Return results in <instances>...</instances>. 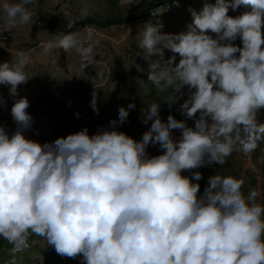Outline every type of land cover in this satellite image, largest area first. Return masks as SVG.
<instances>
[{"label":"clouds","instance_id":"obj_1","mask_svg":"<svg viewBox=\"0 0 264 264\" xmlns=\"http://www.w3.org/2000/svg\"><path fill=\"white\" fill-rule=\"evenodd\" d=\"M32 3L2 5L9 30L32 20L26 7ZM241 5L249 10L228 15ZM190 12L192 22L177 34L163 33L160 21L146 23L138 47L147 80L167 94L170 106L189 90L179 110L194 127L173 115L164 122L153 102L143 120L151 127L137 141L116 130L135 108L130 103L119 108L109 129L89 135L85 127L40 144L24 135L33 122L28 100L13 104L17 130L9 136L0 126V237L13 245L9 264H16L15 254L29 247L32 234L62 257L82 256L86 264H264L259 193L252 189L245 196L244 180L217 174L198 195L200 185L192 180L202 174L182 175L223 165L234 151L252 153L264 141V123L257 119L264 109V0H215ZM237 38L242 47L232 43ZM88 39L84 46L78 32H61L41 47L45 54L75 50L84 71L94 65L100 43L91 34ZM165 50L174 55L165 59ZM28 63L20 52L15 65L0 64V85L15 93L29 79ZM91 107L98 114L96 93ZM173 130H180L179 140ZM150 143H158L162 154L147 158Z\"/></svg>","mask_w":264,"mask_h":264},{"label":"rangeland","instance_id":"obj_2","mask_svg":"<svg viewBox=\"0 0 264 264\" xmlns=\"http://www.w3.org/2000/svg\"><path fill=\"white\" fill-rule=\"evenodd\" d=\"M145 1L148 0H33L32 4L26 6L33 14L32 20L9 30L2 5L20 3L21 0H0V42L5 45L0 47V64L8 62L10 66L15 65L20 52L29 60L24 69L29 79L17 86L15 93L10 90V85H0V97L3 98V103H0V126L4 127L9 136L18 128L11 115V108L21 98L28 100L29 107L26 111L33 119L24 135L40 144L66 138L85 127L89 135L98 130L109 129L111 114L118 113L124 104L135 103L137 97L147 98L152 94L161 98L168 108L179 110L187 99L189 90L183 89V96L177 94L170 106L167 94L158 91L147 80L148 64L143 59V50L138 47L141 33L146 23L157 21L163 23V33L177 34L186 31L187 25L192 22L190 9L200 11L204 3L214 4L215 0L178 1L168 7L155 9L148 21L143 23L126 21L105 29L94 26L77 29L79 22L85 18L100 20L116 14L130 18L138 14ZM246 10L249 9H245L243 5L235 11L230 8L228 15L237 17ZM43 17H51L57 21L60 31L56 33L51 25L42 21ZM77 17L80 18L79 21L72 29H68L67 23ZM71 31L79 33L84 46L90 43L89 34L93 41H100L94 48V65H88L84 71L80 70L81 57L75 50L66 53L62 49H53L45 54L41 47L43 43L53 39L54 35ZM208 34L215 38L214 33ZM232 43L242 47L240 38ZM172 55L174 54L170 50H165V59ZM175 55L178 63L180 57ZM93 93L97 96L98 114L91 107ZM257 119L259 123H264V109L260 110ZM150 127L151 125L135 126L132 138L140 141ZM163 151L158 143H150L146 148V157L160 155ZM233 153L235 167L229 176L244 180L242 191L245 196L255 189L259 193L256 203L264 205L261 160L254 159L253 152L247 155L239 151ZM201 167L183 171L182 175L191 177ZM192 183L197 181L193 179ZM202 194L199 190L198 195ZM39 242L47 249V254L39 251L34 253L29 264H54L52 256L57 254L54 247L48 245L43 237ZM74 259L80 264H86L82 256Z\"/></svg>","mask_w":264,"mask_h":264},{"label":"trees","instance_id":"obj_3","mask_svg":"<svg viewBox=\"0 0 264 264\" xmlns=\"http://www.w3.org/2000/svg\"><path fill=\"white\" fill-rule=\"evenodd\" d=\"M178 1L184 0H148L141 5L138 14L130 18H126L123 15L117 14L100 20L95 18H85L79 22L77 29H81L87 26H94L100 29H105L112 26L121 25L126 21H138L143 23L148 21L151 12H153L155 9L168 7ZM42 21L51 25L55 29L56 33L60 31L61 27L59 23L51 17H43ZM134 102L135 108L129 109V115L127 120L123 124L118 123L116 125L117 131L124 132L130 137L135 134V126L142 125L144 127H147L151 125L152 121H149L148 124H144L143 120L144 113L147 111V107L153 102L160 104L159 115L164 122H167V118L169 115H173L174 118H176L177 120H184L187 126L194 127V120L186 118L184 115L181 114L180 110L168 108L162 102L161 98L155 97L152 94H150L147 98L137 97V100H135ZM127 106L128 104H124L122 107L127 108ZM111 119L118 121V113L111 114ZM172 135L174 139L179 140L181 132L180 130H173ZM253 156L254 159L261 160L260 167L264 179V141H261L259 143L258 148L253 152ZM234 161V153H232L226 158V162L223 165L212 163L202 166L199 171L202 174V178L197 181V183L200 185V191L204 192L205 187L208 186V181L210 177L215 176L217 174L221 176H229L230 173L234 171ZM40 238V236L34 234L29 236V247L24 251L15 254L16 264H29L31 262L32 255L38 251L47 254V249L44 248L39 242ZM12 247V244L0 237V264H9V261L13 259L11 253ZM52 259L54 261V264H80L73 258L62 257L59 254L52 256Z\"/></svg>","mask_w":264,"mask_h":264}]
</instances>
